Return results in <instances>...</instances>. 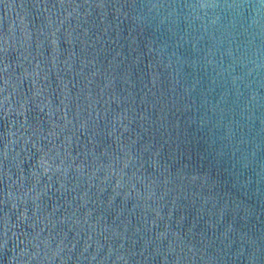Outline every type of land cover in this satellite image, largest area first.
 I'll list each match as a JSON object with an SVG mask.
<instances>
[{
    "label": "water",
    "instance_id": "water-1",
    "mask_svg": "<svg viewBox=\"0 0 264 264\" xmlns=\"http://www.w3.org/2000/svg\"><path fill=\"white\" fill-rule=\"evenodd\" d=\"M0 264H264V0H0Z\"/></svg>",
    "mask_w": 264,
    "mask_h": 264
}]
</instances>
